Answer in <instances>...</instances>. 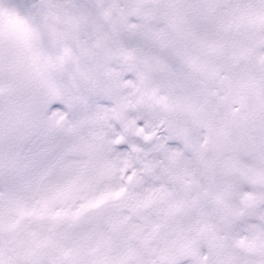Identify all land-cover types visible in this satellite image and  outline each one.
I'll list each match as a JSON object with an SVG mask.
<instances>
[{"label":"snow or ice","instance_id":"6c2138e0","mask_svg":"<svg viewBox=\"0 0 264 264\" xmlns=\"http://www.w3.org/2000/svg\"><path fill=\"white\" fill-rule=\"evenodd\" d=\"M0 264H264V0H0Z\"/></svg>","mask_w":264,"mask_h":264}]
</instances>
